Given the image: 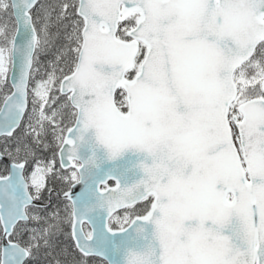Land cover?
<instances>
[{"label":"snow or ice","instance_id":"snow-or-ice-1","mask_svg":"<svg viewBox=\"0 0 264 264\" xmlns=\"http://www.w3.org/2000/svg\"><path fill=\"white\" fill-rule=\"evenodd\" d=\"M0 264H264V0H0Z\"/></svg>","mask_w":264,"mask_h":264},{"label":"water","instance_id":"water-1","mask_svg":"<svg viewBox=\"0 0 264 264\" xmlns=\"http://www.w3.org/2000/svg\"><path fill=\"white\" fill-rule=\"evenodd\" d=\"M19 73H18V70H17V75H18Z\"/></svg>","mask_w":264,"mask_h":264}]
</instances>
